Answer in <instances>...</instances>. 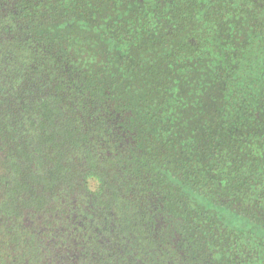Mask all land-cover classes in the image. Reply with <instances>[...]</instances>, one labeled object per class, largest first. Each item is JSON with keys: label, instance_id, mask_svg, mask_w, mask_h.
<instances>
[{"label": "trees", "instance_id": "16d2710c", "mask_svg": "<svg viewBox=\"0 0 264 264\" xmlns=\"http://www.w3.org/2000/svg\"><path fill=\"white\" fill-rule=\"evenodd\" d=\"M0 264H264V0H0Z\"/></svg>", "mask_w": 264, "mask_h": 264}, {"label": "rangeland", "instance_id": "374dc122", "mask_svg": "<svg viewBox=\"0 0 264 264\" xmlns=\"http://www.w3.org/2000/svg\"><path fill=\"white\" fill-rule=\"evenodd\" d=\"M187 243L189 242V241H186Z\"/></svg>", "mask_w": 264, "mask_h": 264}]
</instances>
